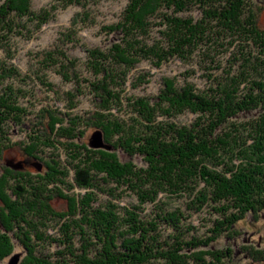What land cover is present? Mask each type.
Here are the masks:
<instances>
[{
	"label": "trees",
	"instance_id": "obj_1",
	"mask_svg": "<svg viewBox=\"0 0 264 264\" xmlns=\"http://www.w3.org/2000/svg\"><path fill=\"white\" fill-rule=\"evenodd\" d=\"M53 1L55 7L81 10L57 49L38 60L43 67L20 74L0 60V153L16 146L38 161L43 148L53 147L67 157L63 162L51 152L44 162L47 171L34 175L36 181L31 174L11 172L0 182V262L16 246L25 253L20 264H223L232 258L229 247L211 244L247 216L257 220L264 213L261 7L252 0H123L119 20L103 28L112 35L107 48L85 50L83 67L93 78L86 80L76 74L69 43L77 45L73 27L90 19V0ZM48 19L46 11L32 10L31 0H5L0 50L6 51L4 41L16 29L39 27ZM172 58L196 59L205 70V89L165 79L155 96L123 94L138 64L148 61L159 68ZM47 69L75 83L68 92L70 109L81 95L91 97L92 107L70 118L45 112L50 123L44 132L35 126L24 134L30 139L25 146L11 143L12 131L24 126L20 100L25 94L8 81H18L19 75L33 83L31 72L51 91ZM144 83L139 76L132 89ZM186 113L194 116L191 123L176 122ZM84 128L100 130L111 150L79 143ZM69 170L74 171L71 183ZM6 185L16 198L7 195ZM76 188L84 194H72ZM160 195L179 200L180 206L166 208ZM125 197L136 204L120 205ZM52 199L64 200L65 210L54 209ZM147 205L153 208L146 216ZM185 214L214 216L210 235L189 234ZM52 229L55 236L48 234ZM249 249L252 262H264V249Z\"/></svg>",
	"mask_w": 264,
	"mask_h": 264
},
{
	"label": "rangeland",
	"instance_id": "obj_2",
	"mask_svg": "<svg viewBox=\"0 0 264 264\" xmlns=\"http://www.w3.org/2000/svg\"><path fill=\"white\" fill-rule=\"evenodd\" d=\"M5 0H0V5L4 3ZM256 5L261 7L259 10L258 22L261 26L264 25V0H252ZM55 2L53 0H31V8L34 12H43L46 11L49 14L48 21L39 27L35 24H28L29 29H16L14 34L9 36V39L4 41L6 51L0 50V60L7 61L11 66H15L20 70V74L27 73L28 68H41L43 66L38 64V60L44 57L45 52H52L57 49L58 41L63 37L65 31L71 28V18L77 12H80L81 8L78 6H68L61 8L60 4L55 7ZM125 2L123 0H90L88 3V9L90 10V19L84 21L81 25L73 27L72 35L75 37L77 42L76 44L69 43L71 48L69 54L72 56L73 53L76 54L75 58H71L75 64L76 74L86 80L93 79L91 75L83 67L86 53V49H105L109 43V40L112 38V35L107 31H104V26H109L115 24L120 17L121 11L124 9ZM257 8V7H256ZM196 17V13L193 14ZM17 26H22V23H16ZM20 33H16V32ZM154 37L153 33L151 35ZM157 36V35H156ZM194 58H197L194 56ZM226 60V59H225ZM199 62L196 59L181 60L177 58H172L168 62L164 63L161 67H155L148 61H144L138 64L128 75L127 83L125 85L124 95H137V96H155L157 91H159L164 84L165 79H172L178 84L191 83L196 88L203 90L208 84L206 81L204 69L199 66ZM225 65V63H224ZM31 80L34 81L28 82L26 78L17 76L19 79L14 80L15 78L10 79L8 82L13 83L10 85L17 92L22 91L25 94V98L20 100V105L24 110V126L21 128H16L14 132L12 131L10 138L11 143L17 142L22 143L25 146L30 139H25L24 134H28L30 130L35 126L39 130L45 131L46 127L50 123L49 115L50 113L54 116L61 117L67 113L69 118L77 114H86L91 109V97L86 95L79 96L74 100L77 102L75 108L70 109V104L72 102L71 97L68 95V92L75 87V83L70 81H64L60 76L57 75V71L53 69H47V81L50 82L53 86L50 87L49 91L45 85L41 83L40 80L36 79L31 72ZM143 76L144 81L147 83L141 84L140 87L133 90L131 86V81H136L137 77ZM73 80L75 78H72ZM9 84V83H8ZM1 92V90H0ZM33 96V97H32ZM33 98V99H31ZM44 118H39L41 116ZM47 112V113H45ZM45 113V114H44ZM62 115H59V114ZM66 116L64 126H67L68 117ZM194 120L192 114L186 113L185 115L178 118L176 122L180 124H188ZM95 129L84 128V135L79 143L86 144L89 147V141L92 134L95 132ZM23 132V135H22ZM50 134V132H47ZM53 136V135H50ZM90 148V147H89ZM92 149V148H91ZM44 152H41L39 157L41 162H48V156L51 152L53 154H60L55 148H43ZM5 154L0 157L3 159L0 160V165H6L7 163H17L18 161H23V165L26 168H31L27 165V160L31 162H37L34 158L27 157L21 151L19 147L13 146L5 150ZM119 154L121 159H124L125 156L119 150L116 151ZM66 154H60V160H66ZM7 162V163H6ZM29 164V163H28ZM16 166V165H14ZM13 166V167H14ZM64 166V164H63ZM23 168V166H22ZM70 169V168H69ZM31 171H35L34 168ZM68 183H71L73 170H69ZM43 172V171H42ZM35 177V173H30ZM32 177V178H33ZM33 180H35L33 178ZM36 181V180H35ZM40 183L35 184V188H39ZM52 188V186H49ZM12 191L14 189L12 188ZM7 194L11 199L12 192ZM57 191V189H56ZM65 193H68L65 189ZM53 194V193H52ZM72 194H84L83 190L73 189ZM164 202H166V208L175 209L180 206L179 200L175 199H163L162 195L159 196ZM135 205L136 201L133 198L125 197L123 202L120 205ZM52 206L59 212L65 210V201L61 199H56L52 201ZM1 207V202H0ZM143 214L147 216L148 212L153 208L151 205L143 207ZM184 210V208H181ZM2 211V207L0 209ZM187 213V212H186ZM1 215V214H0ZM186 220L184 221L185 228H190V233L196 238L204 239L210 235V228L213 225L215 219L214 216L206 217L204 214H192L191 216L185 214ZM55 230H49L48 234L54 235ZM165 235L168 234L166 230ZM261 243L262 248H264V213L257 217L255 220L252 216H247L243 221L239 222L238 225L233 229L229 236H222L221 239L217 240V243L211 244L216 248H227L231 249L234 252L232 258H227L223 264H249L246 261L240 259H235V255L239 256L241 250L240 246L243 244ZM54 245V244H52ZM253 246H256V244ZM53 247L50 248V252H53ZM15 254L20 255V261L25 257L24 250L16 246L13 249V254L7 258L5 261L0 262V264H9L11 257ZM19 261V264H20ZM264 264V263H262Z\"/></svg>",
	"mask_w": 264,
	"mask_h": 264
},
{
	"label": "flooded vegetation",
	"instance_id": "obj_3",
	"mask_svg": "<svg viewBox=\"0 0 264 264\" xmlns=\"http://www.w3.org/2000/svg\"><path fill=\"white\" fill-rule=\"evenodd\" d=\"M5 150L2 153H0L1 156L5 154V152H6ZM2 159L3 158L0 157V160H2ZM23 163H24L23 161H18L17 163H12V162L7 163L4 166L0 165V182H3L4 177L8 180V178L11 177L9 175L11 172H21V173H24V174H26V173L30 174L32 172V173H35V174H39V173H42V171L43 172L47 171V169H48L47 165L44 162H41L40 160H38L37 162H34V163L27 160V165H29L31 167L29 169L24 167ZM36 164L40 165V167H41L40 170L37 169V167L35 166ZM14 165H16V166H14ZM22 166H23V168H22ZM33 168H34L35 171H31V170H33ZM33 178L36 179L35 177H33ZM5 190H6L7 194H8L10 192L9 186L6 185L5 186ZM12 197L16 198L14 193H12ZM53 200H56V199L49 200V202H51V204H52ZM0 202H1V200H0ZM34 202L38 203L37 200H35ZM1 207L3 208V203L2 202H1ZM1 207H0V209H1ZM0 214H1V210H0ZM253 244L254 245L256 244V246H253ZM249 247H252L254 249H264V248H262V244L261 243H254V242L251 241L250 244H243L242 246L239 247L241 252H240L239 256L235 255V259H237V260L242 259V260L246 261L249 264H262V263H257V262L255 263V262H252V260H250V249H249Z\"/></svg>",
	"mask_w": 264,
	"mask_h": 264
},
{
	"label": "water",
	"instance_id": "obj_4",
	"mask_svg": "<svg viewBox=\"0 0 264 264\" xmlns=\"http://www.w3.org/2000/svg\"><path fill=\"white\" fill-rule=\"evenodd\" d=\"M89 147L92 149H105V150H111V147L107 145L104 141V135L100 130H96L89 141ZM38 164V163H37ZM35 165L38 170H40V165ZM20 261V255L15 254L11 257V260L9 264H19Z\"/></svg>",
	"mask_w": 264,
	"mask_h": 264
}]
</instances>
